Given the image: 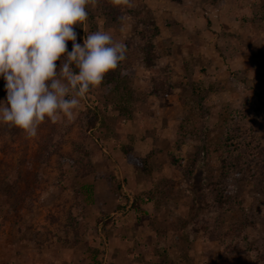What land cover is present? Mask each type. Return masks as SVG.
Segmentation results:
<instances>
[{"label":"rangeland","instance_id":"1","mask_svg":"<svg viewBox=\"0 0 264 264\" xmlns=\"http://www.w3.org/2000/svg\"><path fill=\"white\" fill-rule=\"evenodd\" d=\"M86 10L127 58L36 137L0 123V264H264V0Z\"/></svg>","mask_w":264,"mask_h":264},{"label":"clouds","instance_id":"2","mask_svg":"<svg viewBox=\"0 0 264 264\" xmlns=\"http://www.w3.org/2000/svg\"><path fill=\"white\" fill-rule=\"evenodd\" d=\"M122 2L130 0H113ZM94 4L95 0H0V77L7 92L0 123L34 138L45 118L71 116L81 99L126 60L125 46L108 32H87L83 46L76 42L74 26L83 27L86 9ZM68 41L73 42L70 52ZM62 57L57 72L56 62Z\"/></svg>","mask_w":264,"mask_h":264},{"label":"trees","instance_id":"3","mask_svg":"<svg viewBox=\"0 0 264 264\" xmlns=\"http://www.w3.org/2000/svg\"><path fill=\"white\" fill-rule=\"evenodd\" d=\"M125 149H126V147H125ZM127 150H128V148L125 151H127ZM127 154H129V153H127ZM127 154H126V156H127V160L129 163L137 165V166H142L141 159L136 158V157H132L131 155H127Z\"/></svg>","mask_w":264,"mask_h":264},{"label":"crops","instance_id":"4","mask_svg":"<svg viewBox=\"0 0 264 264\" xmlns=\"http://www.w3.org/2000/svg\"><path fill=\"white\" fill-rule=\"evenodd\" d=\"M159 2V0H157Z\"/></svg>","mask_w":264,"mask_h":264}]
</instances>
